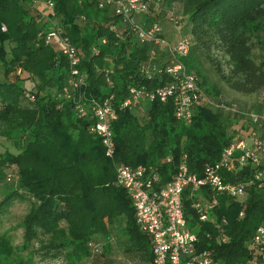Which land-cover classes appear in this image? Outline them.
I'll return each instance as SVG.
<instances>
[{
  "label": "trees",
  "instance_id": "16d2710c",
  "mask_svg": "<svg viewBox=\"0 0 264 264\" xmlns=\"http://www.w3.org/2000/svg\"><path fill=\"white\" fill-rule=\"evenodd\" d=\"M30 3L0 0L4 74L20 68L38 80L32 102L24 95L18 76L0 81V135L18 151L0 152V182L14 184L5 188L0 199V223L14 198L34 200L20 224L22 244L14 247L7 232L0 234V264H34L37 250L47 248L56 250L53 257L62 254L66 264H77L96 253L90 242L98 244V236L108 241L114 232L124 236L126 252L142 254L152 264L150 240L139 230L131 201L116 182L115 164L157 166L165 182L179 156L185 154L188 170L199 173L229 142L232 131H227L226 122L236 123L235 129L242 123L234 115L196 104L190 123L184 125L175 120L171 99L161 102L154 98L138 111L121 108L129 85L153 90L167 80L139 73L149 46L136 44L128 33L118 36L113 27L120 28V19L93 1L54 0V15L83 51L80 70L87 77V91L99 98L114 95L115 152L112 159L106 157L99 137L89 130L88 117L76 114L71 101L61 103L49 91L64 84L68 63L40 41L44 24L37 22ZM184 12L192 43L179 60L204 84L203 92L218 100L213 97L219 94L218 88L206 85L202 76L200 58L235 91L253 93L264 86L263 65L251 52L253 39L260 43L264 35V0H185ZM103 37L106 42L93 53L92 46ZM104 67L112 69L111 86L105 82ZM167 156L170 161L164 162ZM8 174L13 176L12 182L6 180ZM242 176L232 180H242ZM214 214L216 220L225 221L227 241L217 242L214 228L202 223L196 231L200 246L211 249L221 264L248 259L249 239L264 224V192L247 188L242 204L219 196ZM206 230L211 233L209 238L202 234Z\"/></svg>",
  "mask_w": 264,
  "mask_h": 264
},
{
  "label": "built area",
  "instance_id": "2783aa9c",
  "mask_svg": "<svg viewBox=\"0 0 264 264\" xmlns=\"http://www.w3.org/2000/svg\"><path fill=\"white\" fill-rule=\"evenodd\" d=\"M38 1L33 0L30 5L37 22L44 24L38 37L54 50L57 57H64L68 63L64 84L49 91L61 103L71 101L76 114L88 117L89 130L99 137L105 156L112 159L115 152L112 123L117 119L114 95L99 98L87 91L88 80L80 70L82 49L71 41L54 15V0ZM89 1L120 19V28L113 27L118 36L128 33L136 44L149 46L147 60L139 70L142 76L167 77L153 90H147L143 85H129L121 108L138 111L144 102H151L154 98L161 102L171 99L172 114L184 125L190 123L192 108L196 104L234 115L242 123L240 128L231 132V138L218 158L204 164L199 173L188 170L185 154L179 156L171 177L165 182L161 180L157 166L115 164L116 182L131 201L139 230L150 240L152 264H221L211 249L200 246L196 231L202 223H208L216 232L217 242L225 243V221L223 218L216 220L214 214L218 197L224 196L242 204L247 188L264 192V105L256 109L238 108L222 99H212L203 92L196 74L186 70L179 60L180 56L187 54L191 37L179 36L174 43L168 41L150 11L153 0ZM169 20H174L171 13ZM105 42L104 37L100 38L92 46V52L97 54L99 46ZM102 70L105 82L111 86L112 69L104 67ZM35 94L25 92L24 95L32 102ZM163 161L169 162L170 157ZM238 174H243L242 180H232ZM6 180L12 182L14 178L8 174ZM187 210L191 212L185 213ZM241 214L242 211L238 215ZM202 234L207 238L211 236L207 230ZM90 245L94 252L98 251V244L90 242ZM247 248L250 257L239 264H264V224L255 228Z\"/></svg>",
  "mask_w": 264,
  "mask_h": 264
},
{
  "label": "rangeland",
  "instance_id": "374dc122",
  "mask_svg": "<svg viewBox=\"0 0 264 264\" xmlns=\"http://www.w3.org/2000/svg\"><path fill=\"white\" fill-rule=\"evenodd\" d=\"M35 1L39 2L38 0ZM32 2L33 0H31L30 5H32ZM184 2L185 0H153L150 4V11L154 14L155 20L160 23L163 33L166 31V27H170L177 29L179 36L188 37L190 35L188 14H185L184 12ZM169 13L172 14L174 18L173 21L169 20ZM2 27L6 29L5 25H2ZM167 32L168 31H166V33ZM178 35L177 37H179ZM260 35L262 36V34ZM262 37L263 38L260 37L262 39L260 43L254 41L253 39L251 52L253 58L256 61L261 62L264 69V35ZM174 42L175 41H172V43ZM222 61L223 59L220 60V63ZM200 64L202 76L206 81V85L215 86L219 90V94L213 97L222 99L231 105L243 109H256L264 105V86L253 93L235 91L229 88L221 80L216 70L203 58H200ZM221 68L223 71L225 70L224 63H221ZM4 70V67L0 64V81L14 80L16 75L20 80V84L24 87L25 92H37L36 86L38 84V80L34 76L29 75V73L22 71L20 68L16 69V73L10 72L8 75L4 74ZM201 85L205 88L202 82ZM234 127H236V123L230 124L226 122L225 128L227 131H234ZM3 151H10L12 153L18 152L13 143L7 140L4 136L0 135V152ZM7 186L14 187V184L0 182V199ZM32 201L34 200L14 198L6 212L1 217L0 234L7 232L14 247L22 244L23 230L20 224L25 214L29 211ZM123 239L124 236L119 235L118 232L112 233L108 241L103 237L98 236V251L77 264H150L145 259L144 255L126 252L124 250ZM32 245L35 248L39 247V243L35 240L32 241ZM55 252L56 250L53 248L38 249L34 254V264H66L62 254L53 257L52 254ZM26 253L27 251L23 252V254Z\"/></svg>",
  "mask_w": 264,
  "mask_h": 264
},
{
  "label": "crops",
  "instance_id": "0c3cea01",
  "mask_svg": "<svg viewBox=\"0 0 264 264\" xmlns=\"http://www.w3.org/2000/svg\"><path fill=\"white\" fill-rule=\"evenodd\" d=\"M166 31H168L166 33ZM166 31L164 32L165 38L172 43V41L177 40L178 30L175 28L166 27ZM179 36V35H178ZM190 36V35H189ZM191 37V36H190Z\"/></svg>",
  "mask_w": 264,
  "mask_h": 264
}]
</instances>
